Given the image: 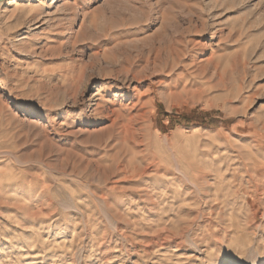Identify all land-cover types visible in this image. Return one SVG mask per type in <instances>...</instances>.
Here are the masks:
<instances>
[{
    "label": "rangeland",
    "instance_id": "374dc122",
    "mask_svg": "<svg viewBox=\"0 0 264 264\" xmlns=\"http://www.w3.org/2000/svg\"><path fill=\"white\" fill-rule=\"evenodd\" d=\"M0 264H264V0L1 3Z\"/></svg>",
    "mask_w": 264,
    "mask_h": 264
},
{
    "label": "bare ground",
    "instance_id": "6f19581e",
    "mask_svg": "<svg viewBox=\"0 0 264 264\" xmlns=\"http://www.w3.org/2000/svg\"><path fill=\"white\" fill-rule=\"evenodd\" d=\"M143 30L144 29L141 27L134 28V29L122 28L120 31L118 30L117 33H119V35L122 37L126 34L128 35V33L130 32H132L133 34H139V33H142ZM179 36H180L179 34L171 33L168 36L169 37L168 39H157L152 46H147L143 44L138 48L124 50L123 52L126 56L128 57L133 56L136 59V63L133 64L131 68L135 67L138 64H142V63H145V65L154 64L156 69L161 68V70L166 67H169V68L178 67L179 65H182L184 61L186 62L189 60L188 58L185 57V55H187L188 53L186 50L187 47L185 45L186 42L185 41L183 42L179 38ZM152 55H154L153 59H152ZM183 57H185L186 60L184 59L183 61ZM94 64H95V61L91 63L92 67H94ZM128 72H129V75L132 73L131 70H129ZM81 83L82 82H80V84Z\"/></svg>",
    "mask_w": 264,
    "mask_h": 264
},
{
    "label": "water",
    "instance_id": "95a60500",
    "mask_svg": "<svg viewBox=\"0 0 264 264\" xmlns=\"http://www.w3.org/2000/svg\"><path fill=\"white\" fill-rule=\"evenodd\" d=\"M5 1H7V0H0V4L3 3V2H5Z\"/></svg>",
    "mask_w": 264,
    "mask_h": 264
}]
</instances>
